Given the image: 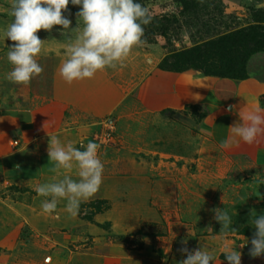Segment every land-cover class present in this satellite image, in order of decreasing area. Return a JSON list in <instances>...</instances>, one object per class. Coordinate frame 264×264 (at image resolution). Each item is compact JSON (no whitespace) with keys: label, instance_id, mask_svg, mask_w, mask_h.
Listing matches in <instances>:
<instances>
[{"label":"rangeland","instance_id":"rangeland-1","mask_svg":"<svg viewBox=\"0 0 264 264\" xmlns=\"http://www.w3.org/2000/svg\"><path fill=\"white\" fill-rule=\"evenodd\" d=\"M137 2L153 19L144 26L147 44L133 51L126 67L67 83L60 67L71 31L66 37L57 25L37 33L46 41L37 57L44 71L23 86L5 79L12 68L7 47L14 42L3 30L13 17L11 0H0V264H179L185 246L208 251L215 258L210 264H229L225 245L241 252V264H264V255H249L252 220L264 215V155L215 151L198 135L205 109L176 102L167 107L164 100L175 99V92L151 93L152 83L166 81L167 74L219 79L213 74L231 67L247 77L264 107V0ZM80 10L70 0L63 13L70 29ZM238 34L246 46L234 56L216 51L200 71L169 70L175 56L227 36L240 40ZM80 84L86 85L83 93L76 89ZM27 132L56 135L78 148L99 145L102 183L77 215L66 211L65 200L51 215L43 212L47 198L35 187L62 175L51 171L50 141H33L23 136ZM76 172L74 167L70 175L78 180ZM214 209L228 211L236 232L221 231Z\"/></svg>","mask_w":264,"mask_h":264},{"label":"clouds","instance_id":"clouds-1","mask_svg":"<svg viewBox=\"0 0 264 264\" xmlns=\"http://www.w3.org/2000/svg\"><path fill=\"white\" fill-rule=\"evenodd\" d=\"M70 0H11L8 15L13 17L3 30L5 39L13 41L8 48L7 60L12 65L5 79L17 85L27 86L34 77L40 76L44 69L37 57L44 50L45 42L37 33L40 30L51 32L54 26H62L63 35L70 42L66 47V59L60 67L61 77L69 84L74 81L91 79L97 72L106 69L126 67V61L133 51L147 44L144 39V26L152 22L151 11L137 0H71L72 5L81 6L77 13L78 24L70 29L71 20L63 15L68 10ZM76 35L73 38L72 33ZM242 124L230 127L234 135L251 144L264 132V116L249 113L242 118ZM227 147L225 142L221 145ZM83 149V150H81ZM99 145L89 142L86 146L75 147L68 142L63 145L56 136L50 137L48 155L54 162L51 169L61 179L53 176L49 183L35 187L36 193L47 199L41 202L44 213L51 215L61 200L66 201V211L75 216L82 201L94 196L102 183L104 165L98 156ZM19 167V165H17ZM77 169L79 179L70 173ZM61 170H64L63 173ZM260 196V193H255ZM264 198V197H261ZM222 229L232 228L228 211L214 209ZM255 217V213L253 212ZM256 232L251 239L249 255L253 258L264 255V215L252 220ZM187 245V241L182 242ZM244 247V244L240 246ZM186 256L179 264H210L214 256L203 249H180ZM229 264H241V252L225 245L224 252Z\"/></svg>","mask_w":264,"mask_h":264},{"label":"crops","instance_id":"crops-1","mask_svg":"<svg viewBox=\"0 0 264 264\" xmlns=\"http://www.w3.org/2000/svg\"><path fill=\"white\" fill-rule=\"evenodd\" d=\"M165 78L166 81L159 79V81H154V84L152 83L151 93L164 96L174 95L175 92L177 96L175 99L169 98L167 102L164 100L167 107L174 106L176 102L183 103L184 109L186 106H197L205 109L208 115L206 120L199 124L198 135L206 141H211L215 151L227 153L247 151L252 157L264 155V132L258 135L255 142L248 144L234 135L230 128L236 124H242V118L249 113H259L264 116V107L259 104L258 94L248 80L211 79L192 74L177 76L167 74ZM173 83L174 88L172 87ZM84 85H77L78 92L83 93L86 90V85ZM102 92L103 94L106 93ZM30 122L32 124V121H28L29 124ZM23 124L27 126L25 122ZM31 134L27 132V135L23 136H27L33 141L41 139L44 140L43 142H49L51 136H56ZM225 142L228 143V146L222 147L221 145ZM35 169V172H38V168Z\"/></svg>","mask_w":264,"mask_h":264},{"label":"trees","instance_id":"trees-1","mask_svg":"<svg viewBox=\"0 0 264 264\" xmlns=\"http://www.w3.org/2000/svg\"><path fill=\"white\" fill-rule=\"evenodd\" d=\"M235 37H236L235 35H232V36H227L226 38L220 39L217 43H219V46L221 48H218L217 46H215L214 48L211 47L212 45L217 44V43H213L210 45H205L204 47L197 48L193 50L192 53H185V54L175 56L174 58H177V61H175L174 63H170L169 70L173 69L176 72H185L187 70L186 68H193V69H196L197 71H200L201 67H199V65L205 64L207 59L212 58V54L215 53L216 51L218 52L219 55L224 56V57H227L229 55L234 56L233 54H235L241 48H244L246 46V44L243 42L245 41V37L240 35L239 36L240 40H235ZM227 69L230 70L229 73L219 71L220 73H214L213 76H218L219 78L232 79V80H238V81L247 80V77L238 74L237 73L238 71L231 73L232 72L231 67ZM167 112H171V111L167 110Z\"/></svg>","mask_w":264,"mask_h":264},{"label":"built area","instance_id":"built-area-1","mask_svg":"<svg viewBox=\"0 0 264 264\" xmlns=\"http://www.w3.org/2000/svg\"><path fill=\"white\" fill-rule=\"evenodd\" d=\"M110 135H107V137H109Z\"/></svg>","mask_w":264,"mask_h":264}]
</instances>
